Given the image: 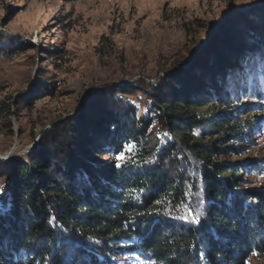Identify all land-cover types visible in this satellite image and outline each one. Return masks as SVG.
Returning a JSON list of instances; mask_svg holds the SVG:
<instances>
[{"label": "trees", "instance_id": "1", "mask_svg": "<svg viewBox=\"0 0 264 264\" xmlns=\"http://www.w3.org/2000/svg\"><path fill=\"white\" fill-rule=\"evenodd\" d=\"M260 4L220 23L187 64L152 86L111 90L99 98L103 111L85 105L44 132L35 153L3 162L0 264H123L126 254L151 264H246L264 254V190L242 188L238 175L253 160H219L240 154L258 124L239 116L241 90L233 97L228 86H237L229 78L245 56L263 52ZM38 79V92L52 91ZM137 90L155 117L113 99ZM154 118L164 141L149 131ZM103 153L128 158L98 162Z\"/></svg>", "mask_w": 264, "mask_h": 264}, {"label": "rangeland", "instance_id": "2", "mask_svg": "<svg viewBox=\"0 0 264 264\" xmlns=\"http://www.w3.org/2000/svg\"><path fill=\"white\" fill-rule=\"evenodd\" d=\"M259 2L264 7L262 0H0V33L6 35L0 43V156L7 157L0 166L35 153L41 131L80 115L85 105L103 111L100 101L111 90L139 80L152 86L174 65L187 64L220 23ZM258 51L245 56L229 78L237 86H228L233 97L234 89L241 90L233 102L243 105L239 116L258 124L240 154L228 152L219 160H253L239 164L240 186L264 190V46ZM38 77L53 86L51 92H38ZM21 98L26 105L18 109ZM113 99L138 116L155 117L143 91L119 92ZM165 130L156 119L149 128L158 141L165 140ZM126 158L97 156L98 162ZM5 183L0 179V191ZM119 259L151 264L137 254ZM246 264H264V254H251Z\"/></svg>", "mask_w": 264, "mask_h": 264}, {"label": "water", "instance_id": "3", "mask_svg": "<svg viewBox=\"0 0 264 264\" xmlns=\"http://www.w3.org/2000/svg\"><path fill=\"white\" fill-rule=\"evenodd\" d=\"M42 132V131H41ZM41 132L39 133V135L41 136ZM38 141L39 140H35V142H34V145H33V147H35L36 145H38ZM5 158H7V157H2V156H0V159H5Z\"/></svg>", "mask_w": 264, "mask_h": 264}, {"label": "bare ground", "instance_id": "4", "mask_svg": "<svg viewBox=\"0 0 264 264\" xmlns=\"http://www.w3.org/2000/svg\"><path fill=\"white\" fill-rule=\"evenodd\" d=\"M5 157V156H4Z\"/></svg>", "mask_w": 264, "mask_h": 264}]
</instances>
